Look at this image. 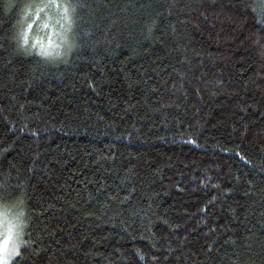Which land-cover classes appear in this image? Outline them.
I'll return each mask as SVG.
<instances>
[{
	"label": "trees",
	"instance_id": "obj_1",
	"mask_svg": "<svg viewBox=\"0 0 264 264\" xmlns=\"http://www.w3.org/2000/svg\"><path fill=\"white\" fill-rule=\"evenodd\" d=\"M0 264H264V0H0Z\"/></svg>",
	"mask_w": 264,
	"mask_h": 264
}]
</instances>
